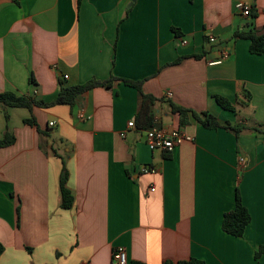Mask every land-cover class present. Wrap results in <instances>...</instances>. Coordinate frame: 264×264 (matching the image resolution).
<instances>
[{
	"label": "crops",
	"instance_id": "crops-1",
	"mask_svg": "<svg viewBox=\"0 0 264 264\" xmlns=\"http://www.w3.org/2000/svg\"><path fill=\"white\" fill-rule=\"evenodd\" d=\"M77 2L0 0V93L50 103L59 79L143 81L144 94L157 100L155 125L191 141L170 154L150 151L137 127L138 92L118 82L73 107L7 108V122L0 106V141L6 127L15 139L0 147V264H111L119 248L127 264H264V255L255 257L264 246V136L236 138L192 116L207 113L235 128L264 124V56L233 39L249 23L264 34V0ZM238 4L253 7L256 19ZM172 105L189 112L183 128ZM62 174L73 196L68 210ZM237 191L250 215L240 238L222 231Z\"/></svg>",
	"mask_w": 264,
	"mask_h": 264
},
{
	"label": "trees",
	"instance_id": "trees-1",
	"mask_svg": "<svg viewBox=\"0 0 264 264\" xmlns=\"http://www.w3.org/2000/svg\"><path fill=\"white\" fill-rule=\"evenodd\" d=\"M81 0H78L77 7L79 6ZM257 17V12L252 7L250 14L247 17L249 21L255 20ZM252 23L248 24V30L246 31H236L233 34L234 40H246L249 42V53L256 56H264V34H258L252 27ZM196 58V57H195ZM180 60H177L175 65ZM33 81V80H31ZM122 83L125 86L131 87L138 92L139 97V113L137 115V127L139 129L149 130L154 127H157L154 123L153 117V107L157 102L156 99L152 98L149 95L144 94L142 87L143 81H130L125 79H120L114 76H110L109 79L105 81H96L92 80L82 85L76 86H67L61 79L58 80V92L56 98L53 102L46 103L43 101H36L35 99L29 96H17L12 92H3L0 93V106L4 111V117L6 122L8 121L7 108H23L31 111L33 108H42L47 109L53 106H69L73 107L76 99L96 88L110 89L113 83ZM217 105L223 110L234 112L233 106L229 103L228 100L222 97L214 98ZM172 112L177 114L179 117V127L183 128L187 124V115L188 111L177 106H171ZM193 118L200 123L205 129L216 130L219 128L225 129L233 133L236 138L244 131H253L260 136H264V124H260L253 128H235L231 127L229 124L221 125L213 116L207 113L202 114H192ZM24 123L28 126L35 127L36 124L33 119L25 120ZM160 128V127H157ZM15 139L8 133L6 127L4 136L0 141V147L5 148L14 143ZM66 174H62L60 178V194H61V208L68 210L73 205V196L71 192L66 187ZM17 216L19 215V209H16ZM250 224V215L248 211L242 204L239 192H236L235 196V205L232 211H229L224 214L222 220V231L234 238H240L243 236L247 226ZM2 248L0 247V253ZM264 255V246L259 248V251L256 253V258ZM130 264H143L140 262H130ZM162 264H204L197 260H188L181 261L177 263H172L165 261Z\"/></svg>",
	"mask_w": 264,
	"mask_h": 264
},
{
	"label": "built area",
	"instance_id": "built-area-1",
	"mask_svg": "<svg viewBox=\"0 0 264 264\" xmlns=\"http://www.w3.org/2000/svg\"><path fill=\"white\" fill-rule=\"evenodd\" d=\"M236 10L246 18L250 14V8L243 4H238L236 6ZM207 41L209 44L216 43V39L213 36H208ZM185 43L186 42L183 40L180 42L181 45H184ZM226 57L227 53L224 52L218 60L211 62L210 65H218ZM63 79L66 80L67 76H64ZM50 126H53V124H50ZM127 126L128 128H135L133 121L129 122ZM189 141H191V138L178 130L168 131L166 129L154 127L145 131V144L150 151H159L165 154H170L175 148L184 142ZM240 162H242V160H240ZM141 172L143 174H154L155 169L143 168ZM150 191L153 192L154 189H151ZM111 264H127V257L123 249L119 248L113 251L111 256Z\"/></svg>",
	"mask_w": 264,
	"mask_h": 264
}]
</instances>
